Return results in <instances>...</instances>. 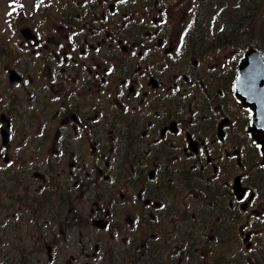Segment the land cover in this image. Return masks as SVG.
Returning a JSON list of instances; mask_svg holds the SVG:
<instances>
[{
  "label": "flooded vegetation",
  "instance_id": "af4514ba",
  "mask_svg": "<svg viewBox=\"0 0 264 264\" xmlns=\"http://www.w3.org/2000/svg\"><path fill=\"white\" fill-rule=\"evenodd\" d=\"M193 3L201 16L180 24L169 0H57L55 23L8 22L6 261L264 264L253 261L264 249V112L254 121L235 94L247 50L264 56V0H252L253 17L243 0ZM208 8L218 14L206 21ZM226 236L233 245L215 252Z\"/></svg>",
  "mask_w": 264,
  "mask_h": 264
},
{
  "label": "rangeland",
  "instance_id": "374dc122",
  "mask_svg": "<svg viewBox=\"0 0 264 264\" xmlns=\"http://www.w3.org/2000/svg\"><path fill=\"white\" fill-rule=\"evenodd\" d=\"M76 1L80 2L81 0H76ZM169 1L172 4L170 5V8L172 10L171 11L173 15L172 17L176 19V24L182 23L185 17L187 18L184 20V22H187L189 19H191V14L194 15L195 17H200L202 14L201 13L202 6L199 7L193 3L194 1H197V0H169ZM46 2L47 0H0V51L4 53V56L1 57V59H7L8 55L11 54V51L8 50L7 47L14 48L15 46L14 40L12 39L14 34H12L11 28L8 27L9 21L11 20H18L20 22L35 21V22H41L39 23L40 25V24H44V22H46L45 21L46 19H48L47 20L48 23H55V21L59 20V18L56 19L57 11L55 7L57 5V0L53 1V6L50 9L46 8V5H45ZM175 2H178L181 8L176 9L175 4H173ZM202 2H204V0H202ZM242 5H243L244 10L249 9L247 13H242V14L245 16L253 17L254 15L253 11L250 10L252 8V0H243ZM188 9L190 10L189 15L187 12ZM215 14H218L216 10H211L208 8L206 21H208L209 19L211 20ZM228 18H229V13L222 12V14L218 16L217 21L219 20L226 21ZM256 25L257 23L254 19L249 20V22H247L246 24L245 28H247L250 34L248 38L246 37L243 38L244 39L243 45L245 48H247V46H249L251 41L253 40L251 31ZM224 223L226 226L228 225L227 220H224ZM5 240L6 238L2 235V233H0V264H15V263L6 261L7 259H5L3 256L4 251L8 250V249H5V247L9 246L8 244L6 246L2 245V243ZM7 240H8V237H7ZM106 242H109V240L105 239L103 241V244ZM233 243L234 241L229 236H226L223 239H221L219 244H212V247L215 250V252L223 250V249L228 251L229 247H231ZM12 248L13 250H15V243H13ZM35 250L39 251L40 249L36 248ZM69 253L70 251L68 252V254ZM257 259H259L260 261L264 263V249L260 250V254L255 259H253V261L255 262L257 261ZM27 260H35V259L29 254L27 256ZM24 262L25 261H21L19 264H23Z\"/></svg>",
  "mask_w": 264,
  "mask_h": 264
},
{
  "label": "water",
  "instance_id": "95a60500",
  "mask_svg": "<svg viewBox=\"0 0 264 264\" xmlns=\"http://www.w3.org/2000/svg\"><path fill=\"white\" fill-rule=\"evenodd\" d=\"M11 77H13V73H11ZM236 95L242 100L245 107L250 106L254 111H257V113L255 112L254 121H258L257 114L260 115L264 112V104L259 108L253 106L251 95L255 97L264 95V58L262 55L256 54L253 49L249 50L239 68Z\"/></svg>",
  "mask_w": 264,
  "mask_h": 264
},
{
  "label": "snow or ice",
  "instance_id": "6c2138e0",
  "mask_svg": "<svg viewBox=\"0 0 264 264\" xmlns=\"http://www.w3.org/2000/svg\"><path fill=\"white\" fill-rule=\"evenodd\" d=\"M122 2H124V0H122ZM21 7H22V5H21Z\"/></svg>",
  "mask_w": 264,
  "mask_h": 264
}]
</instances>
